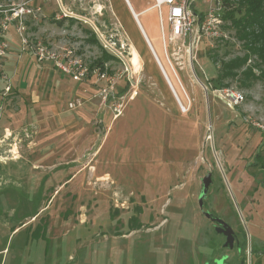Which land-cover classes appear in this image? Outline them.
I'll return each mask as SVG.
<instances>
[{
	"label": "rangeland",
	"instance_id": "rangeland-1",
	"mask_svg": "<svg viewBox=\"0 0 264 264\" xmlns=\"http://www.w3.org/2000/svg\"><path fill=\"white\" fill-rule=\"evenodd\" d=\"M24 1L0 0V9L14 17L12 8ZM63 1L67 16L55 0H35L24 20L29 45L42 42L62 56L72 51L90 68L66 98L74 103L71 124L43 102V75L29 74V82L16 75L25 63H50L23 49L15 20L0 28L2 40L15 42L0 57V263L264 264V173L257 164L264 158V63L226 18L221 37H203L187 51L192 60L183 48L165 47L168 66L158 59L182 110L155 55L161 80L115 35L110 9L95 14L106 0ZM111 1L128 14L124 0ZM230 1L234 7L238 0ZM129 2L139 12L155 0ZM81 15L99 21L101 31ZM140 20L157 27L152 12ZM92 26L115 40L118 49L107 45L123 60ZM105 51L118 58L105 59ZM237 58L247 60L220 78L223 63ZM224 89L244 100L230 104ZM216 219L234 229L233 247L225 246Z\"/></svg>",
	"mask_w": 264,
	"mask_h": 264
},
{
	"label": "built area",
	"instance_id": "built-area-1",
	"mask_svg": "<svg viewBox=\"0 0 264 264\" xmlns=\"http://www.w3.org/2000/svg\"><path fill=\"white\" fill-rule=\"evenodd\" d=\"M29 1L30 0H25L24 2L19 4L18 8L15 7L12 8L14 10L13 12L14 17L8 14V10L0 9V14L4 13L5 15L4 21L0 23V28L2 29V31H6L10 26L9 22L15 20L16 21L15 28L22 39L24 50L27 47H29L30 51L38 58V60L52 61L60 71H62L65 75L72 77L77 81H83L84 79H86L91 73L90 68L83 61V59L76 57L72 53V51H68L64 56H62L61 53L49 48L47 45H45L42 42H37L35 44L29 45V40L26 35L27 25L24 20L25 15L33 12V8L29 6ZM126 1L130 5L129 0ZM106 3L105 4H103L102 2L99 3L98 5L100 7L95 8L96 11L93 10L95 14L102 15L103 9L108 6V3L107 4ZM198 3H200V5L204 4L207 6L201 8ZM226 7L231 9V6L229 4H226L225 0H155L151 8H155L158 11L163 34H165V30H164L165 20L168 21V23L170 24L171 33L169 34L167 40L165 38V42H164L165 47L167 48L169 43L170 45L172 44V46L177 47L179 49L183 48V50H186L185 51L186 56L192 60L193 58L196 57H193V54H190L191 52H187V51L193 49V46L198 44V42L203 37L209 39H215L223 35V33L221 32L222 31L221 26L222 24H224V17L222 16V12L223 9ZM62 13L64 14V16H67V14L63 10ZM83 16L91 20L86 15H81V17ZM135 18L138 21V16L136 14H135ZM91 21L98 28V30L101 31L100 28L97 26V24L100 22L99 21L95 22L94 20ZM112 25L116 28V32H119L121 30L122 25L117 19L116 21L115 20L113 21ZM102 36H103L102 39L104 40L103 43L105 44V46L113 51V49L107 45V42L111 43L110 42L111 39L109 37L108 39L105 38L103 33ZM188 41L189 43L187 44ZM111 44L115 48H117L115 46L116 44L114 43ZM8 49H9V43L1 39V31H0V57L2 56L4 57L7 54ZM114 53L123 60V57H121L116 52ZM121 53L123 54L122 51ZM177 54H178L177 52L172 53L173 56ZM169 65H171V69L174 73V68L172 66V63L169 62ZM94 72L97 74L98 78L101 79L108 78L106 71L100 72L99 70L96 69L94 70ZM167 78L171 87L175 89L174 84L168 74H167ZM110 81L111 83H113L114 80L111 79ZM224 92L228 97V99L230 100V104L239 103L244 100V95L241 92L235 91L233 89H224ZM177 100L182 110H186V106L182 102L179 94L177 95ZM69 106L70 108L74 107V103L73 102L69 103ZM121 107L122 105L115 106V110L117 111L116 114L117 116L122 113Z\"/></svg>",
	"mask_w": 264,
	"mask_h": 264
},
{
	"label": "crops",
	"instance_id": "crops-1",
	"mask_svg": "<svg viewBox=\"0 0 264 264\" xmlns=\"http://www.w3.org/2000/svg\"><path fill=\"white\" fill-rule=\"evenodd\" d=\"M32 1H35V0H30L29 2L32 3ZM55 1L58 5V9L60 10V12H62L63 8L61 4H64V1L63 0L61 1L55 0ZM124 1L130 13L128 12V14L126 15L125 14L121 15L120 13L116 11L115 9L116 6L114 5V2L111 0H107V3H108L107 8L110 9V12L112 13V16H113L112 18H110L111 20L109 24L113 27L112 23L114 20L116 21V19L121 23L122 25L121 30L119 31V33H116L115 35L120 36L123 41L126 39L125 42L130 44V48L132 49V52L136 50L139 53L140 58L144 60L145 64H147V68H149V70L152 71L154 75H156L157 79L161 80L162 77L160 75L161 72L159 71L158 65L159 64L161 65L164 73H166V71L164 67L162 66L161 62L159 61L158 57L164 60L165 65L168 66L165 60L164 42H165V38L167 40L169 34L171 33L170 24L168 23V21L165 20V26H164L165 34H163L158 11L155 8H151L153 4L148 5L146 8H144L143 10L139 12H136L133 6L130 7L131 4L129 5L126 0ZM67 5L65 6L69 9V6ZM147 12H152L157 19V27L155 29L151 26L149 21L145 20L144 22H142L140 20V16ZM135 14L138 16V21L135 18ZM86 19L89 21L88 18ZM5 40L8 41V38H6ZM9 40L10 41H8V43L10 42L11 44L10 47L13 49V47L15 46V42L11 37H9ZM120 40L121 39H118L117 41L120 42ZM19 44H20V41H19ZM171 46L172 44L170 45L168 43L167 49H170ZM12 55H14L13 52H12ZM154 55L156 59L159 61L158 65L155 62ZM9 58H11V56ZM48 63L50 64H46L44 66L34 67V68H32V61L31 63H28V64L25 63V65L21 69H17L16 75H18V72H19V75L21 77L23 76L24 78L27 77V79L25 80H28V82L32 80V77L28 79L29 74L30 76H32V74H39L41 76L43 75L44 90L46 91L45 94H43L42 96L43 102L46 103L48 106L53 107V110L56 111V113L58 114V119H60L61 121L64 120V122H66L67 124H71L75 120L74 119L75 111L68 108V104L71 103L70 102L71 100L66 102V98L70 94H73L74 88L72 87V84L74 83V81L77 82V80L65 75L59 69L56 70L57 67L54 65V63H52V61H48ZM43 71H44V74H43ZM171 77H173L174 80L176 79L173 74H171ZM17 80L21 81V79H17ZM175 82H177V80H175ZM28 84L29 83L26 82L25 85L28 86ZM66 106H67V109H66ZM112 121L113 119H110V123ZM0 264H2V262Z\"/></svg>",
	"mask_w": 264,
	"mask_h": 264
},
{
	"label": "trees",
	"instance_id": "trees-1",
	"mask_svg": "<svg viewBox=\"0 0 264 264\" xmlns=\"http://www.w3.org/2000/svg\"><path fill=\"white\" fill-rule=\"evenodd\" d=\"M225 2L231 7L233 6L230 0H225ZM234 5L226 12L224 18L231 20L239 39L249 45L247 47L248 52L256 55L264 63V0H238ZM93 36L91 40L98 42L97 35ZM105 54V59L115 57L111 53L106 52ZM246 60L245 58H237L231 62L223 63L225 71L220 75V78L234 75L232 70L241 67ZM99 64L103 69L104 63L102 60L99 61ZM246 74L248 76L252 73L246 72Z\"/></svg>",
	"mask_w": 264,
	"mask_h": 264
},
{
	"label": "water",
	"instance_id": "water-1",
	"mask_svg": "<svg viewBox=\"0 0 264 264\" xmlns=\"http://www.w3.org/2000/svg\"><path fill=\"white\" fill-rule=\"evenodd\" d=\"M94 30L97 33V35L99 36V38L102 40V42H104V40L102 39L103 36L101 37L95 28H94ZM113 42H114V44H116L115 40H113ZM202 182H203V188H202V191H201L200 196H199V201H200L201 205L204 204V199L206 198L207 193H208V189L212 183L211 174L208 173L202 179ZM216 220L219 221L218 222L219 225L217 226V231L220 233H223L226 236L225 246L233 247L235 242H236L234 229L228 223L224 222L222 219H216Z\"/></svg>",
	"mask_w": 264,
	"mask_h": 264
},
{
	"label": "flooded vegetation",
	"instance_id": "flooded-vegetation-1",
	"mask_svg": "<svg viewBox=\"0 0 264 264\" xmlns=\"http://www.w3.org/2000/svg\"><path fill=\"white\" fill-rule=\"evenodd\" d=\"M258 157L259 158H257L258 159L257 164H259L260 170H262V172L264 173V158H263L262 155H259ZM216 225H219V223L217 221H216ZM235 237H236V240H237L238 238H237L236 233H235Z\"/></svg>",
	"mask_w": 264,
	"mask_h": 264
},
{
	"label": "bare ground",
	"instance_id": "bare-ground-1",
	"mask_svg": "<svg viewBox=\"0 0 264 264\" xmlns=\"http://www.w3.org/2000/svg\"><path fill=\"white\" fill-rule=\"evenodd\" d=\"M159 58V57H158ZM162 70H163V68H162ZM164 72V71H163ZM166 74V73H165ZM166 78H167V74H166ZM167 80H168V78H167ZM168 83H169V81H168ZM170 85V84H169ZM170 87H171V85H170ZM172 88V87H171ZM173 89V91H174V93H175V97L177 98V93H176V91H175V89L174 88H172Z\"/></svg>",
	"mask_w": 264,
	"mask_h": 264
}]
</instances>
